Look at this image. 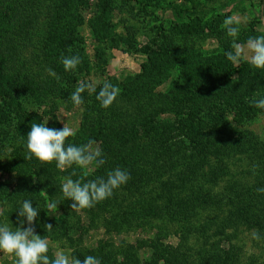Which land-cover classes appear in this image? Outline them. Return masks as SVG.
Here are the masks:
<instances>
[{
	"label": "trees",
	"instance_id": "16d2710c",
	"mask_svg": "<svg viewBox=\"0 0 264 264\" xmlns=\"http://www.w3.org/2000/svg\"><path fill=\"white\" fill-rule=\"evenodd\" d=\"M88 1L0 0V225L18 227V211L29 200L39 211L35 234L65 245L71 258L94 256L101 264H241L239 246L222 249L217 240H208L210 224L216 225L214 235L225 234L228 241L244 230L258 231L264 250V193L257 192L264 188V138L250 128L264 114L252 103L264 98V69L246 60L237 67L225 55L233 51L234 40L246 43L249 37L264 35L253 27H239L233 38L220 27L222 16L185 20L187 7L168 3L170 29L166 33L159 26L151 41L155 47H143L142 72L108 81L120 89L108 108L96 99L103 83L95 93L86 89L83 104L76 106L82 109L79 127L66 145L92 140L93 147L102 150L105 164L99 168L73 164L61 170L55 161L25 159L31 124L62 129L54 114L56 104L75 106L71 94L80 83H89L78 29ZM116 1L94 2L90 30L100 44L107 39L114 44L125 41L132 48V25L123 23L122 37L114 17L125 10L132 15L137 5L142 11L160 0ZM200 36L215 39L217 48L205 54L197 50L193 42ZM73 55L81 63L65 71L61 59ZM169 78L168 91H157L156 86ZM34 103L41 114L31 108ZM115 168L126 170L130 179L82 213L92 223L104 210L114 215L109 223L117 228L155 221L164 235L118 245L101 240L95 248L85 247L87 226L71 209L73 201L63 197L61 177L84 183L106 179ZM51 202L59 203L58 211L49 210ZM219 210L212 221H200L204 213ZM45 224L53 228L45 230ZM170 232L178 238L176 245L162 241ZM197 233L204 236L202 243L188 245L189 237L197 238ZM47 255L55 258L50 249ZM14 260L13 256L5 264Z\"/></svg>",
	"mask_w": 264,
	"mask_h": 264
},
{
	"label": "rangeland",
	"instance_id": "374dc122",
	"mask_svg": "<svg viewBox=\"0 0 264 264\" xmlns=\"http://www.w3.org/2000/svg\"><path fill=\"white\" fill-rule=\"evenodd\" d=\"M120 1L121 0H117L116 3L119 4ZM94 2H96V0H89V9L82 10L83 23L78 29L83 40L82 47L86 55L85 61L88 64L87 71H83L84 76L86 75L85 80L96 83V86L113 79L127 80L129 77L138 75L142 72V64L146 62V54L143 52V47H155V44H151V41L155 39V36H157L160 31L159 26H163L166 33H168L170 29L173 17L171 9L166 8L168 3L174 7H187L185 20L198 17L203 21H212L218 15L222 16L223 20H225L229 16L239 14L242 18V23L238 25V27L247 30L253 27V29H256L261 33L264 32V0H195L194 3H189L185 0H160L158 3L153 2L148 6L146 5L147 7L142 11H138L140 5H137V8L132 15L125 10L122 15L117 14L116 17H114L113 23H117L118 25L116 27V32L122 37L126 34V29L123 27V23L126 25H132L133 30L135 31V43L132 48L123 44L125 41H119L114 44V42L107 39L105 43L100 44L93 36L89 26V21L94 16ZM121 19H124L127 22H124V20ZM220 27H224L223 23ZM237 43L245 44L241 42ZM98 45H100L101 48L99 52L96 50V48L99 47ZM193 45L203 54L211 53L217 48L216 40L206 36L198 37L197 40L193 42ZM98 55H100V57H98ZM171 75L173 76L174 73ZM171 78L158 84L156 90L167 92ZM36 105L37 104L34 103L30 106L37 111L38 109ZM42 111V109L38 110L40 114ZM81 112V108L59 101L56 104L54 114L63 126L64 124H67V126L72 127L76 131L79 127ZM250 128L261 138H264V114L259 115L251 123ZM61 180L62 183L65 182L64 177H61ZM58 210L59 209L57 208L56 211ZM75 212L80 214L84 225L87 226L88 230L83 236V241L85 247L88 248H95L101 240L113 242L115 245H118L123 241L127 243H135L141 239L149 240L156 237L162 238L164 235L159 232L155 221H147V223L141 225L134 223L130 227L123 226V228H117V224L110 225L111 222L109 223V220H111L114 215H111L104 210L93 218L92 223L90 222L88 214L84 215L82 211ZM217 214L220 215V210L206 212L202 215L200 221H212L213 216L217 218ZM200 221L198 223H201ZM215 229L216 225L210 224L209 230L207 231L209 234L208 240H217L222 249H231L234 245L239 246L241 249V264H264L263 242L262 239H252L253 230H244L240 233L238 238L228 241L225 234L220 236L214 235V233H216ZM173 230L174 228H171V231ZM228 231L230 232L231 230L228 229ZM228 231L226 233H229ZM189 239L190 241L188 245H198L202 243L204 236L197 233V238L193 235L192 237L190 236ZM48 241L49 249L54 256L57 251L63 250L71 259L70 250L65 245L50 239H48ZM162 241L165 244L176 245L178 243V238L170 232V234ZM145 251L146 249L141 252V254ZM12 259L13 256L0 253V264H5Z\"/></svg>",
	"mask_w": 264,
	"mask_h": 264
},
{
	"label": "clouds",
	"instance_id": "9594fccd",
	"mask_svg": "<svg viewBox=\"0 0 264 264\" xmlns=\"http://www.w3.org/2000/svg\"><path fill=\"white\" fill-rule=\"evenodd\" d=\"M242 18L239 14L227 17L223 25L227 35L237 37ZM226 57L237 67L243 60H247L254 68L264 69V35L249 37L245 44H238L233 41V51H229ZM61 63L65 71L75 70L81 63L78 55L63 56ZM50 75H54L49 70ZM88 90L89 93L96 92V83H80L71 94V101L75 106L83 104L81 94ZM120 89L108 81L100 87L96 99L100 101L101 107L108 108L117 98ZM252 103L259 109H264V98L253 100ZM46 123H32L31 130L27 134L25 159L36 158L42 163L56 162V167L64 170L73 164L86 168L95 165L99 168L105 164L104 154L99 147H93L94 141L89 140L87 144L76 146L67 144L69 137L75 136L76 131L64 124L62 129L50 128ZM255 168V166H254ZM75 175V173H73ZM130 179L126 170L115 168L107 173V178L99 177L96 180L81 183L80 180H73L70 177L65 179L61 191L63 197L71 199V209L81 211L93 207L96 203L112 196L113 191L125 184ZM257 192L264 193V188L257 189ZM58 202H51L49 210L57 209ZM39 211L33 207L29 200H24L18 211L16 228L10 223L0 225V253L14 256V264H101L99 258L85 256L83 260L65 254L63 250L57 251L55 258H50L49 241L45 237L35 234L34 221ZM2 215V212H0ZM21 218H26L21 219ZM25 222L27 227H25ZM45 230H51V224L44 225ZM258 231L252 233V239L259 240Z\"/></svg>",
	"mask_w": 264,
	"mask_h": 264
}]
</instances>
